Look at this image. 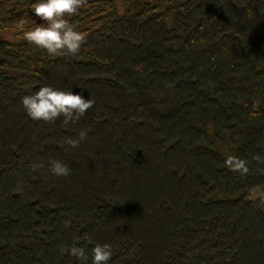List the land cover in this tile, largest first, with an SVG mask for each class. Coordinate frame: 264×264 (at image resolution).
I'll return each instance as SVG.
<instances>
[{"label":"trees","instance_id":"trees-1","mask_svg":"<svg viewBox=\"0 0 264 264\" xmlns=\"http://www.w3.org/2000/svg\"><path fill=\"white\" fill-rule=\"evenodd\" d=\"M36 2L0 0V264H92L98 243L108 264H264V0H87L55 56L23 37ZM43 86L95 103L33 120Z\"/></svg>","mask_w":264,"mask_h":264},{"label":"clouds","instance_id":"clouds-1","mask_svg":"<svg viewBox=\"0 0 264 264\" xmlns=\"http://www.w3.org/2000/svg\"><path fill=\"white\" fill-rule=\"evenodd\" d=\"M87 0H37L32 5L36 16L46 23L36 24L30 30L24 31L23 37L30 44L46 50L49 55H75L79 52L85 35L74 27L65 18L75 15ZM94 99H85L82 95L74 94L71 90L63 91L51 86L40 87L31 95L22 98V104L27 116L33 120L54 122L63 116L65 123L78 120L86 111L93 107ZM86 131L81 130L79 140L67 141L71 147L79 146L80 141L86 138ZM257 159H259L257 157ZM226 167L232 172L246 175L249 172L247 161L236 156L229 155L225 159ZM42 165L33 164L32 170L36 171ZM51 173L58 177L69 175V168L58 160L50 161ZM259 197L264 203V190L253 193V199ZM67 226V225H66ZM68 251L72 256L80 260H87L88 256L83 247L73 246L70 249L61 248V252ZM92 264H108L112 258L110 244H96L92 250Z\"/></svg>","mask_w":264,"mask_h":264},{"label":"rangeland","instance_id":"rangeland-1","mask_svg":"<svg viewBox=\"0 0 264 264\" xmlns=\"http://www.w3.org/2000/svg\"><path fill=\"white\" fill-rule=\"evenodd\" d=\"M15 29L16 28L11 29V31L8 32V35H10L11 32L14 31ZM151 101H154V102L156 101V104L155 105H158L162 110H164V109L167 108V104L165 103L166 102V97H164L163 95L161 97H158V98H156V97L151 98Z\"/></svg>","mask_w":264,"mask_h":264}]
</instances>
